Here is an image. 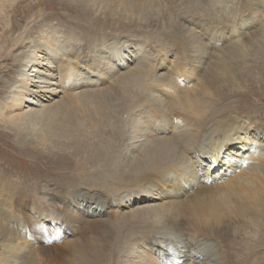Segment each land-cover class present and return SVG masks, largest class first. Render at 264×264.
Masks as SVG:
<instances>
[{"label":"bare ground","instance_id":"1","mask_svg":"<svg viewBox=\"0 0 264 264\" xmlns=\"http://www.w3.org/2000/svg\"><path fill=\"white\" fill-rule=\"evenodd\" d=\"M106 1L110 11L117 9L118 13L111 15L117 26L129 27L144 19L160 28H182L183 43L178 41V48L170 50L177 37L165 34L156 37L164 40L158 50L145 37L139 38L138 48L130 51L125 42L115 37L107 41L106 34H102V44L108 49L106 56L97 59V54L89 59L87 67L92 75L85 81L88 87L78 89L74 86L79 81L77 77L86 79L79 63L81 54H60L65 61L49 59L50 49L57 45L49 33L44 44L29 47L23 61L24 73L14 81L17 92H11L9 97L0 95V114L9 134L28 138L31 143H48L47 147L63 153L59 156L65 161L67 150H84L90 140L98 138L97 128L105 131L108 140L105 136L100 139L102 149L92 157L106 151L103 149L109 147L111 139L117 144V129L133 114L136 122L133 120L135 123L129 127L131 174L121 175L113 194L86 192L88 204L94 206L82 207L84 214L73 206V200L85 191L79 190L78 195L69 183L55 182V187L48 189L47 183H25L17 193L3 183L0 264H47L49 257L55 264H264V123L259 118H242L233 110V105L238 107L240 93L264 89V62L257 61L255 49L246 44L248 37L251 42L263 37L260 32L264 27L254 26L264 15L258 9L264 8V1L255 5L244 2L243 12L224 23L217 21V14L208 6L193 10L181 0L94 3ZM6 2L16 1L0 0V19L7 15L8 10L3 9ZM175 5L182 6L180 12L176 13ZM99 8L100 5L95 12ZM41 15L37 9L27 26ZM247 22L250 31L245 33L241 25ZM77 39L82 37L66 36L60 46L75 42L72 44L76 48L81 45ZM4 42L0 40L1 60L7 58L8 48L1 46ZM96 46L80 48L82 53H92ZM53 68L57 74L51 82L48 76ZM6 71L0 66V74ZM106 79L111 83L100 86ZM1 82L0 77V86ZM35 117L46 122L41 130L35 126L39 121ZM51 141L55 146L49 144ZM106 153L108 150L98 158L104 159ZM208 159H212L211 164ZM112 160L111 157L107 162ZM97 170L90 175L97 174ZM131 188L141 189L144 194L115 199L133 192L126 190ZM28 192L36 194L34 200L45 192L52 202L66 206L60 211L69 228L64 231L68 233L67 237L63 235L61 256L46 252L52 246L47 247L45 240L54 238L53 232L59 227L51 218H36V224L32 221L27 230H19L25 226L19 213L31 218L36 210L30 202L23 201L19 209L12 204L24 199ZM134 200L142 202L122 211L124 204ZM107 215L110 216L106 218ZM47 220L55 228L45 232V237L43 224ZM151 240L158 245L152 248L155 250L147 246Z\"/></svg>","mask_w":264,"mask_h":264},{"label":"rangeland","instance_id":"2","mask_svg":"<svg viewBox=\"0 0 264 264\" xmlns=\"http://www.w3.org/2000/svg\"><path fill=\"white\" fill-rule=\"evenodd\" d=\"M88 1L87 0H12V2H15L14 3L15 5L9 2H6L4 4L3 9L5 11L8 10V12L7 15L6 13L1 15L2 19H0V37H1L0 40L1 42H4L5 40H9V41L4 42L5 44L4 43L1 44L3 48H8V49L6 55L7 58H5V60L0 59V66L7 69L5 73L1 72L0 74V77L3 79V82H1L2 86H0V88H3V91H0V95L9 97L11 95V92H17L14 81L17 80L22 73H24L23 61H25V57L26 55H28L29 47L33 46L31 45L33 43L44 44L45 42L43 40H45V36L48 35L49 33H51L50 37L52 41L55 40V42L57 43V45H54V48L50 49L52 55L49 59L55 60L56 58H60L61 60L65 61V58L61 57L60 54H64L66 56L69 53H71L70 55L73 56L74 55L77 56L81 54L82 60L79 63L81 64L82 71L86 74V79H83V77H77L79 81H75L76 85L74 86L75 88L78 89L82 87H88L85 84V81L87 80V78H89L90 75H92L90 74L89 69L87 67L89 59L90 58L92 59L97 54L99 55V56L97 55V59H103L106 56L105 54L108 51V49L104 46V44H102V39H101L102 34H106V36L108 37L107 41H109V38L115 37L114 39H118V41L120 42H125V46H127L130 51H134L135 49L138 48V44L140 43L138 40L139 38L144 39L145 37H146L145 39H148L149 44L151 45L153 43L152 46L155 44L158 50H160L161 47L164 45V40L156 39V37L157 38L163 37L165 36V34H170V35L174 34V37H177L174 38L176 40L174 41L173 46L169 48L170 50L178 48L176 45L178 41L180 43H183L182 40L180 41V39H183V36H185L182 28L171 29L170 25L169 26L167 25L165 28H160L161 26L159 27L153 24V22L152 23L147 22L144 19L139 21L137 20L135 23L128 24L129 27H120L117 26L118 24H115V21L113 19H111L112 18L111 15L117 14L118 12L117 9H113L112 11H110V7L108 5L109 2L106 1V3L104 2V3L95 4L94 2L100 0H96V1L88 0ZM263 1L264 0H181V3L183 4L185 3L187 7H190V9L193 10H196V7L206 8L208 6L210 10L214 12V14L215 13L217 14L216 15L217 21L224 23L227 20H229L230 17L232 16L235 17V15L237 17V15L240 12H243L241 8L243 7L244 2L255 5L258 2L259 4H261ZM18 3H20L19 8L17 7ZM99 5L100 8L98 9L97 12H95V9H97ZM175 6L177 8L176 13L180 12L182 6L180 5H175ZM262 8L263 7H259L258 9L261 10V12L264 14L263 12L264 8L263 9ZM37 9L42 12L41 17L36 21H34L29 26H27V22L34 17L33 13L36 12ZM247 9H249V7H247ZM213 19L215 21V18ZM209 22L214 24L212 19H210ZM263 23H264V15L261 16L259 24L255 25L254 29L264 27ZM224 29L226 28L224 27ZM241 29L245 33H248L250 31V22H247L245 26L241 25ZM148 33H150L151 35H149ZM73 34H75L77 37L78 36L82 37L83 40L82 39L76 40V43L81 45L74 48V45L72 43L75 42H71L68 43L67 46L65 47L60 46V43H62L64 37ZM260 34H263V37L257 38L256 41L254 42L250 41L251 37L246 38L247 40H249L246 42V44L248 47L255 49L254 52L256 53L254 54H258L257 61L262 63L264 62V49H263L264 28L262 29V33L260 32ZM92 41L93 43H91ZM93 44L97 45L96 49L98 50L93 49L92 53L91 51L90 53H82L83 51H81L82 49L80 47H86V48L88 47L89 49L93 46ZM147 44L148 43H146L145 45ZM68 45L70 46V48ZM128 48H124V49L128 50ZM119 53L120 50L118 51L117 55ZM12 54L13 55L15 54V56L12 57ZM49 74L50 76L48 77L50 81L51 82L55 81L57 71L53 68V70ZM42 75L46 76V72ZM108 80L106 81V83H103L100 86H106L109 83H111L108 82ZM43 84L44 83H41V85ZM93 84L94 86L97 84V79L93 82ZM263 96H264V89H254L252 91L245 93L244 95L240 93L237 97L238 107L233 105V110L237 114H239L242 118L246 116L253 117L255 119L259 118L258 119L259 122L264 123V99L262 98ZM113 106L115 107V105ZM111 110L113 109L111 108ZM256 110L260 112L254 113ZM256 114H258V117L256 116ZM41 115L39 114V116ZM37 118H39V121H37L38 120ZM37 118L36 121L38 125L35 124V126L36 127L38 126L37 127L38 130H41L46 122L43 119H40V117ZM3 119H4L3 116L0 114V186H2L3 183L10 185L9 186L10 191L14 189L15 193L20 192V190L24 189L23 185L25 183L26 186L29 185L31 186V184L35 186L38 185L39 183L41 184L47 183L49 184L48 185L49 187L47 186L46 189H48L50 187H55V185H52L55 182L58 183L66 182L73 185L71 186V188L77 190L78 195H79V190L85 191L79 195V198L73 200V206L81 210V208L85 207V205L88 204L89 201V197L87 196L86 192H88L89 190H90L89 192L93 190H97L100 192H104L105 194H109V192L111 191V194H113L114 190H116L115 186L118 183H120L122 180L121 175L130 176L131 174L130 173L131 162H129V160L131 159L129 157L130 156L129 148L131 145L129 127L130 125H132V123L136 122L134 120L133 114L132 116L130 115L127 118V121L124 122L127 124L123 123L122 126L119 129H117L118 131L116 132L120 136V139L119 141H117V144L114 143V141L111 139V142H109L110 143L109 147H106L107 149H103L106 151L108 150V153H106V157H104V159L98 157L106 151L102 152L98 157H92L97 155L95 154V152L102 149L100 148L102 146V142L100 139L104 138L105 136V139L108 140L107 136L105 135V131L102 129L99 130L97 128L96 131L98 134V138H96L95 140H90L88 146L87 147L84 146L85 148L84 150L81 151L79 150L73 151L70 149L67 150V154L65 155L68 160L66 161L60 157L63 155V153L57 151L56 149H51L47 147L48 143L45 142L41 143V141L35 143L34 141H32L31 143L30 140L27 141L28 138L18 139L14 135L9 134L10 132L7 129V125H4ZM133 120L135 122H133ZM104 123L105 120H102L101 124L103 125ZM112 127H114V122ZM99 134H101V136ZM63 140L64 138L61 140V142ZM82 141H84L83 138ZM49 144L55 146L54 141L49 142ZM111 157L113 159L112 162L111 163L107 162L108 159ZM88 166L92 167V169L90 170V167ZM95 169L99 170V171L97 170V174L90 175ZM136 189L137 188L135 189L131 188L126 190H131V191L134 190L133 192H137L141 190V189H137V190ZM126 190L124 189L122 191H126ZM29 194L30 192L27 193V196H23L24 199H22L21 197L20 200L17 201L14 200V203L12 204L14 208L18 206L17 208L19 209V206L23 205L24 202H30L34 204L36 210V213H34V217L31 218L29 217L30 219L28 218L27 214L23 215V213L21 212L19 213V216L23 217L25 220L24 221L25 226L24 225L20 226L19 230L20 231L27 230L29 225H32L33 222L36 224L37 222L36 218L41 219L45 216H47V219L51 218L52 221L60 228L59 227L55 228L47 220L45 224L42 223L44 225L43 227L45 230L44 233L48 231L51 232V228H55L56 232H53V235H55V237L58 236L60 233L61 235L59 238L58 237L48 238L47 237L48 234L45 233L44 236L47 237L45 243L46 244L48 243L46 246L47 247L52 246L49 250H46V252L47 255L61 256L63 252L62 249L63 246H61V244L63 243L62 241H64L65 239L63 235L67 237L66 234L68 233L64 231H66L69 228L66 225L67 221H64L65 219L64 214L60 211L66 208V206L63 207L62 204L60 205V202L57 201L52 202L50 198L51 196L45 192L40 193V195H38L37 199L35 200L33 199V196L36 194H32V195ZM143 194L144 192L140 195H135L133 197L137 198ZM57 197H59V195H57ZM124 197H126L125 194L118 196V198L115 197V199L118 200ZM43 202L46 203L44 204ZM50 202L51 205H53L54 207L50 205ZM141 202L142 201L138 202L134 200V203L132 204L126 203L123 205L126 208H121V209L122 211L127 212L128 210H130L128 207H131L134 204H139ZM8 203L9 202L7 201V204ZM143 204L144 203H142V205ZM88 206H91L90 202ZM93 206L94 205H92L91 207ZM96 209L97 208H95V210ZM80 210L78 211L81 214H84V209L81 211ZM143 210L145 211V208H142L141 211ZM112 214L113 213H110V215ZM110 215H107L106 218L109 217ZM5 223L6 224L8 223L9 225H14L15 227L19 226V225H15L14 223H9V222H5ZM70 234L74 235L71 232ZM49 243L50 244L52 243V245H50ZM147 246L151 250H155L152 248L158 247V245L153 243V240L147 243ZM55 262L56 261L53 260L51 263V259L49 257L47 264H55Z\"/></svg>","mask_w":264,"mask_h":264},{"label":"snow or ice","instance_id":"3","mask_svg":"<svg viewBox=\"0 0 264 264\" xmlns=\"http://www.w3.org/2000/svg\"><path fill=\"white\" fill-rule=\"evenodd\" d=\"M226 150V149H225ZM208 164H211L212 163V159H208L207 161ZM206 166V165H205ZM143 193V190H140V191H137V192H128V193H125V195H128V196H135V195H140Z\"/></svg>","mask_w":264,"mask_h":264}]
</instances>
